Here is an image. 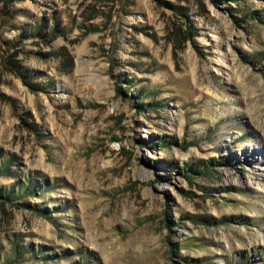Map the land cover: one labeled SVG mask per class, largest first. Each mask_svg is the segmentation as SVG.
Wrapping results in <instances>:
<instances>
[{"label": "rangeland", "instance_id": "obj_1", "mask_svg": "<svg viewBox=\"0 0 264 264\" xmlns=\"http://www.w3.org/2000/svg\"><path fill=\"white\" fill-rule=\"evenodd\" d=\"M252 12L264 0H0V194L43 190L0 197V263L17 243L14 264H264Z\"/></svg>", "mask_w": 264, "mask_h": 264}, {"label": "trees", "instance_id": "obj_2", "mask_svg": "<svg viewBox=\"0 0 264 264\" xmlns=\"http://www.w3.org/2000/svg\"><path fill=\"white\" fill-rule=\"evenodd\" d=\"M229 1L230 2H240L242 0H229ZM169 7L178 15V17H182L183 20H185L186 23L189 24L188 23L187 14H186L185 11L183 12L182 8L177 7V6H169ZM251 14L260 23H263L264 22L263 19L258 15L257 12H252ZM177 34H178V32H176L175 34H173L174 48L175 49H180L182 46H181V42L179 41V37H177ZM7 62H9L8 65L11 66L12 71L15 72V74L17 75V77H19L25 85H27L28 87H30L35 92H44V90H45L44 86L38 87L37 85H30V84H28V82L25 80L24 76L20 74V71L18 70V68H19L18 65L15 64V63H13L12 60H11V58ZM124 82H126L128 84H132L133 83L128 78L125 79ZM125 95L127 96V94H125ZM135 106H136L137 109H139V111H142L143 110V109H141L142 108V105L138 104V105H135ZM147 107L153 108V106H151V105L150 106L147 105ZM9 161H10V159L8 158V162L5 164L6 166L9 163ZM213 162H215V161L213 160ZM5 165H2L1 166L0 175H1L3 169L4 170L6 169L8 171L9 168H4ZM7 176H11V174H9ZM27 180L29 181V178H27ZM20 185H21V188L23 189L22 191H18L17 190L15 193H12L13 191L10 192V193L7 192V193H4V194H0V197L2 199H4L5 201H8V202L13 203V202H16L17 200L23 199L24 197H27V196L37 197L43 191L42 190V186L41 187L40 186H37V187H35L32 190L30 188H27V186L25 185V183H22ZM19 206L21 208H24V209H27V210H37L34 205L31 206L30 204H28V202L19 203ZM54 211H56V210H54ZM13 249H14V255L16 256V258L15 257L14 258L11 257V259H9L6 256H4L3 254H1L2 262L0 264H14V263H17V262L19 263L20 262L19 260L21 259V255L24 252H26V251H28V252L30 251V249L29 250H26L25 248H22L21 250H19L20 248H19V245L17 243L14 244ZM39 253H41V252L35 253L36 256L34 254V257L37 258V255H39ZM42 259H43V261L45 260L44 257H42Z\"/></svg>", "mask_w": 264, "mask_h": 264}, {"label": "bare ground", "instance_id": "obj_3", "mask_svg": "<svg viewBox=\"0 0 264 264\" xmlns=\"http://www.w3.org/2000/svg\"><path fill=\"white\" fill-rule=\"evenodd\" d=\"M261 149H257L254 147L247 152L249 153V157L254 158V160L257 162L256 165H258V167H256V169L260 170L261 172L264 173V166L261 167L262 164L264 163V151ZM259 160H260V162H259ZM261 161H263V163H261ZM261 240L264 242L263 236H261Z\"/></svg>", "mask_w": 264, "mask_h": 264}]
</instances>
